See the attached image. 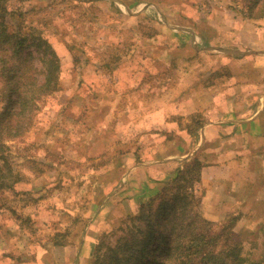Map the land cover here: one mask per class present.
I'll list each match as a JSON object with an SVG mask.
<instances>
[{"label":"rangeland","instance_id":"rangeland-1","mask_svg":"<svg viewBox=\"0 0 264 264\" xmlns=\"http://www.w3.org/2000/svg\"><path fill=\"white\" fill-rule=\"evenodd\" d=\"M32 1L40 6L48 0ZM142 1L117 2L120 9L112 0H94L92 31L84 27L85 19L66 22L62 35L63 26H43V34L60 59L59 88L37 101L24 134L15 138L5 134L2 141L7 163L0 160V186L9 185L0 187V264H92L99 235L101 253L119 236L130 237L135 230L132 223L126 220L123 229L119 226L141 201L133 199L131 183L123 181L126 173L115 179V168L123 161L131 167L144 153L153 158L164 154L165 150L153 143L170 138L171 134L157 132L170 122L171 111H183L175 115L181 131L186 127L195 130L205 122L199 112L185 114L184 103L164 98L191 93L188 85L198 81L209 94L216 92L218 76L225 80L226 90L237 81L239 56L225 54L218 60L211 51L194 52L193 47L207 42L196 38L193 43L177 32V26L163 23L179 14L190 16L184 6L187 0ZM194 1L201 5L193 13L199 18L193 26L199 30L205 25L203 19L211 15H239L222 8L224 2ZM128 2L142 5L143 12L138 15L137 7L125 8L123 4ZM230 38L237 35L229 32L224 40L233 41ZM255 74L259 80V73ZM3 85L0 80V89ZM129 98L140 99L141 117L133 113L129 119L122 114V109L132 112L139 105H131ZM5 105L0 93V113ZM146 184L140 183L143 189ZM133 186L136 191L134 181ZM192 189L193 211L214 228L233 224L244 241L245 259L264 264V204L258 203L240 218L237 201H233L226 213L219 214L212 208L204 210L202 184ZM163 247L162 242H151L138 260L158 264Z\"/></svg>","mask_w":264,"mask_h":264},{"label":"crops","instance_id":"crops-1","mask_svg":"<svg viewBox=\"0 0 264 264\" xmlns=\"http://www.w3.org/2000/svg\"><path fill=\"white\" fill-rule=\"evenodd\" d=\"M112 1L121 9L117 2L123 3V0ZM216 1L224 2L222 8L231 9L227 0ZM137 3L128 2L123 5L129 9L137 7L135 12L139 15L143 10L142 5L138 6ZM158 5L151 6L159 9ZM184 6H187L190 16L179 14L175 19L163 20V23L177 26V32L193 43L197 42V39L207 42L203 47H193L194 52L201 49L211 51V55L218 60L225 54L239 56L237 81L229 84V89L226 90L225 80L218 76L214 84V87H217L216 92L209 94V91H205L203 82L198 81L188 85L192 88L191 93L187 92L181 97L171 95L168 99L164 98L166 102L184 103L185 114L190 111L199 112L202 114L199 118L204 117L205 122L195 130L186 127L181 131L178 125L179 116L175 115L183 111H171L168 117L169 125L164 124L163 129L157 132L171 134L170 138L153 143L159 145L155 148L165 150L164 154L158 158L141 154L139 161L131 167L125 161L121 162L119 167L115 168H118L115 171V179L119 178L121 173H126L123 181L127 179L125 182L128 185L131 183L133 195L135 194L133 199L144 201L153 195L154 190L158 192L165 183L172 180L186 163L197 159L201 163L199 173L200 184L203 186L201 200L204 210L212 208L223 214L229 205L234 204L233 201H237L240 218H245V213L255 209L258 203L264 204V17L252 19L235 14L220 17L211 15L203 19L205 25L199 30L193 26L199 23V18L193 13L201 8V5L194 0H187ZM229 32L231 35H237V38L225 41ZM226 44L232 46L226 47ZM223 49L225 51H222ZM219 66L218 64L216 69ZM187 67L190 65L187 64ZM256 72L261 77L259 80ZM175 97L177 99L174 100ZM128 102L133 106L139 105L132 112H129L127 105L128 111L122 109V114L129 119H132L133 113L141 117L140 113H144V110L140 106V99L135 102L133 98H129ZM205 103L212 109L207 108ZM144 182L147 184L143 189L140 183Z\"/></svg>","mask_w":264,"mask_h":264},{"label":"trees","instance_id":"trees-1","mask_svg":"<svg viewBox=\"0 0 264 264\" xmlns=\"http://www.w3.org/2000/svg\"><path fill=\"white\" fill-rule=\"evenodd\" d=\"M94 4V0H48L38 6L32 0H0V80L4 82L0 93L6 103L0 113L3 164L7 163L2 152L5 134L12 138L24 134L33 110L37 109V101L59 88L60 59L43 34V26H63L62 35L66 22L85 19L84 27L92 31ZM228 6L243 17H264V0H231ZM69 45L73 44L69 42ZM200 168L197 159L191 160L156 194L141 201L137 210L119 226L122 228L129 220L135 227L130 237L119 236L117 242L101 253L102 235H99L91 263L141 264L138 259L146 247L159 241L164 247L158 255V264H170L169 261L171 264H259L243 256L244 241L233 230V224L223 223L214 228L209 220L193 211L192 188L200 183ZM141 232L143 236L139 237Z\"/></svg>","mask_w":264,"mask_h":264}]
</instances>
